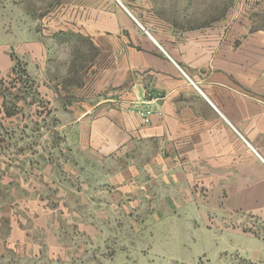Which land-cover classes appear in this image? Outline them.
Segmentation results:
<instances>
[{
	"label": "rangeland",
	"instance_id": "374dc122",
	"mask_svg": "<svg viewBox=\"0 0 264 264\" xmlns=\"http://www.w3.org/2000/svg\"><path fill=\"white\" fill-rule=\"evenodd\" d=\"M243 3L0 0V202L12 203L0 209V264H264V225H214L212 199L184 197L163 150L97 157L67 135L97 102L87 89L112 63L124 15L192 30Z\"/></svg>",
	"mask_w": 264,
	"mask_h": 264
},
{
	"label": "crops",
	"instance_id": "0c3cea01",
	"mask_svg": "<svg viewBox=\"0 0 264 264\" xmlns=\"http://www.w3.org/2000/svg\"><path fill=\"white\" fill-rule=\"evenodd\" d=\"M118 26L112 63L87 89L97 102L68 127L69 142L106 158L163 150L184 197L212 199L214 225H264V0L209 28L151 31L131 13ZM145 93L162 98L149 124L130 110Z\"/></svg>",
	"mask_w": 264,
	"mask_h": 264
},
{
	"label": "built area",
	"instance_id": "2783aa9c",
	"mask_svg": "<svg viewBox=\"0 0 264 264\" xmlns=\"http://www.w3.org/2000/svg\"><path fill=\"white\" fill-rule=\"evenodd\" d=\"M160 100H162L160 95L152 96L145 93L142 99L133 102L130 110L136 112L143 119L144 123L149 124L152 115L156 111L155 106Z\"/></svg>",
	"mask_w": 264,
	"mask_h": 264
},
{
	"label": "bare ground",
	"instance_id": "6f19581e",
	"mask_svg": "<svg viewBox=\"0 0 264 264\" xmlns=\"http://www.w3.org/2000/svg\"><path fill=\"white\" fill-rule=\"evenodd\" d=\"M123 6V5H122Z\"/></svg>",
	"mask_w": 264,
	"mask_h": 264
}]
</instances>
